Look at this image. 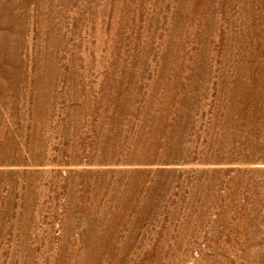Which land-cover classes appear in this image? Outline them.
I'll return each instance as SVG.
<instances>
[{
	"label": "rangeland",
	"instance_id": "1",
	"mask_svg": "<svg viewBox=\"0 0 264 264\" xmlns=\"http://www.w3.org/2000/svg\"><path fill=\"white\" fill-rule=\"evenodd\" d=\"M0 264H264V0H0Z\"/></svg>",
	"mask_w": 264,
	"mask_h": 264
}]
</instances>
